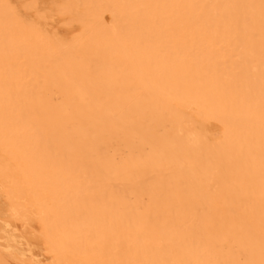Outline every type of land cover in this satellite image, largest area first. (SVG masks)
<instances>
[{"label": "bare ground", "instance_id": "6f19581e", "mask_svg": "<svg viewBox=\"0 0 264 264\" xmlns=\"http://www.w3.org/2000/svg\"><path fill=\"white\" fill-rule=\"evenodd\" d=\"M0 264H264V0H0Z\"/></svg>", "mask_w": 264, "mask_h": 264}]
</instances>
